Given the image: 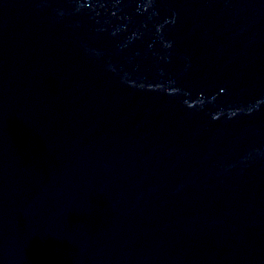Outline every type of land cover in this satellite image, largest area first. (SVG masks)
<instances>
[{"label":"water","instance_id":"95a60500","mask_svg":"<svg viewBox=\"0 0 264 264\" xmlns=\"http://www.w3.org/2000/svg\"><path fill=\"white\" fill-rule=\"evenodd\" d=\"M0 264H264V0H0Z\"/></svg>","mask_w":264,"mask_h":264}]
</instances>
